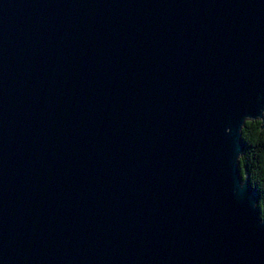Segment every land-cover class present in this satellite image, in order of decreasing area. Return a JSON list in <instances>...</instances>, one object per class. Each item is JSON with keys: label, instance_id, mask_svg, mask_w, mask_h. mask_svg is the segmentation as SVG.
Here are the masks:
<instances>
[{"label": "water", "instance_id": "water-1", "mask_svg": "<svg viewBox=\"0 0 264 264\" xmlns=\"http://www.w3.org/2000/svg\"><path fill=\"white\" fill-rule=\"evenodd\" d=\"M248 119L264 0H0V264H264Z\"/></svg>", "mask_w": 264, "mask_h": 264}, {"label": "trees", "instance_id": "trees-1", "mask_svg": "<svg viewBox=\"0 0 264 264\" xmlns=\"http://www.w3.org/2000/svg\"><path fill=\"white\" fill-rule=\"evenodd\" d=\"M260 119H248L241 128L243 152L238 160L241 178H248L253 189L259 193L257 210L260 218H264V128H260ZM246 167V174H244Z\"/></svg>", "mask_w": 264, "mask_h": 264}]
</instances>
